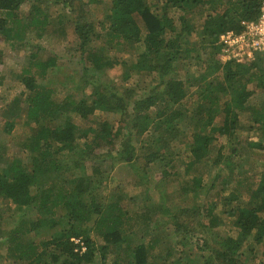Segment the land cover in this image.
<instances>
[{"label": "trees", "instance_id": "obj_1", "mask_svg": "<svg viewBox=\"0 0 264 264\" xmlns=\"http://www.w3.org/2000/svg\"><path fill=\"white\" fill-rule=\"evenodd\" d=\"M26 1L0 0L2 51L14 50L13 57L24 63L16 75L23 89L3 109L4 127L9 133L20 120L30 130L21 143L24 158L0 154V203L8 205H0V220L13 211L20 216L0 236L4 264H167L155 261L145 244L129 245L134 233L131 201L121 202L120 187L102 196L107 172L99 166L132 165L138 146L146 151L145 161H156L171 154L173 141L183 143L192 157L185 164L187 173L193 164L209 160L216 166L224 162L228 171L219 182L222 193L229 189L222 199L232 207L223 212L232 217L233 234L216 235L211 244L203 238L208 250L203 264H242L244 253H254L255 245L263 247L257 264H264V158L251 184V177L238 172L243 161L233 164L230 155L223 154L225 148L238 153L240 147L264 152V56L255 53L248 62H222L218 42L223 32L241 30V21L256 19L262 0H108V6L96 0L107 7L98 24L81 9L67 16L75 35L77 76L71 78V92L60 100L51 82H45L56 71L55 58L43 60L31 53L34 47L42 49L40 40L63 38L67 19L48 13L37 0L23 11ZM54 2L75 12V0ZM192 61L205 64L201 79L190 75ZM115 66L123 68L125 80L137 75L138 84L118 91L105 75ZM211 75L216 83L206 78ZM195 83L191 100L187 89ZM223 96L227 101L220 104ZM95 111L104 117L92 119ZM243 113L252 123L248 128L257 133L256 141L237 138ZM193 180L199 186L200 180ZM215 205L201 210L209 229L222 224ZM90 224L104 244L90 236ZM73 237L83 240L75 242ZM111 249L116 257L108 262Z\"/></svg>", "mask_w": 264, "mask_h": 264}, {"label": "rangeland", "instance_id": "obj_2", "mask_svg": "<svg viewBox=\"0 0 264 264\" xmlns=\"http://www.w3.org/2000/svg\"><path fill=\"white\" fill-rule=\"evenodd\" d=\"M37 1H40L41 6L47 8L48 13L55 16L58 14L63 15L65 19H67V16L73 15L81 9L88 19L90 18L97 24L102 20L105 10H107L106 6L96 0L89 3H87L89 0H75V12L72 11V6L55 3L54 1L56 0ZM37 1L27 0L26 6L22 10H27L29 3ZM104 2L108 6L110 1L105 0ZM83 6L89 7L83 8ZM68 22H70L69 19L65 20L62 25L65 30L63 38L56 37L48 42L40 40L42 49L40 48L39 52H37V48L34 47L31 53L38 55L43 60L55 58L57 63L56 71H53L45 82L48 84L51 82L54 87V97L57 100L62 99L65 94L71 92L73 87V83L70 82L71 78L75 80L77 76V71L74 73V69L77 67H73L77 61L74 45L75 35L72 29L69 28ZM2 47L4 48L0 44V154L10 159H22L25 153L22 150L21 143L29 135L30 130L27 125L22 124L18 120L13 129L7 133L4 127L6 119L3 117L2 111L6 104L11 102L14 96L23 89L16 75L24 66V63L22 59H15L13 57L16 54L14 50L2 51ZM194 62L192 61L189 65V73L201 79L200 76L204 73L203 68H206L205 64H195ZM122 72L123 68L121 66H115L105 72L106 77L110 79V82L120 92L124 88L138 84L137 81H139L137 75L129 80L123 79ZM183 75V73H180L181 77ZM206 78L216 83L213 75ZM141 84V87H143L145 83ZM196 87L197 84L195 83L187 89V95L191 100H195ZM247 88L251 89L252 85L249 83ZM135 95L137 94L135 93ZM224 100L225 97H221L220 104ZM225 101H227V97ZM128 108L131 110L130 106ZM102 117H104L102 112L95 111L91 118L99 120ZM239 118L238 140L242 143L247 140L256 141L258 139L257 133L248 128V125L252 123L247 114L243 113ZM73 120L80 123L78 117L73 116ZM111 121L113 126L116 127L117 123L112 119ZM87 123V125H92V121ZM219 140L222 143L226 142L225 138H219ZM115 146H118V143ZM170 146L171 154L166 152L164 153V157L161 156L160 159L150 163L143 159L142 155L146 151L139 148V146L138 152H136L138 157L132 161V165L130 163L119 162L112 166L110 162H103L99 167L103 171H106L107 174L105 181L101 183L100 191L103 193L102 196H107L113 189L120 187V190L124 193V199L121 202L130 204L131 201L132 205L129 206L131 221L129 224L131 225L130 229L134 233L131 232V236L127 240L131 247H135L140 243L145 244L148 246V250L151 251V255L155 261L158 262L164 261L167 264H203V260L208 254V250L203 245V238L211 244L213 238L217 236L233 234L230 226L232 217L225 215L223 212L232 207L231 203H226L227 201L222 199L229 189H224L225 191L222 193L219 182L227 175L228 171L224 167V162L216 166L211 164L209 160L205 164H202L203 162L193 164L191 166L192 169L187 173L185 171V164L192 160L187 149L184 148L183 143L180 141H173ZM105 151V149H102L101 153ZM215 151H212V156L215 155ZM223 154L225 157L230 155L233 164H236L238 160L243 161L238 163L240 166L238 172L244 173L246 179L251 177L249 183H254L257 173L261 168L264 152L256 148L252 150L240 147L238 153H232L229 148H225ZM28 160L29 158L26 156L24 161L27 162ZM88 166H91L89 162ZM88 169L90 170L91 168ZM234 170L237 172L236 167ZM193 178L200 180L199 186L195 184ZM193 185L197 187L193 188ZM212 202H216L214 214H217L221 218L222 224L209 229L205 226L206 220L203 214H201V210L208 207ZM198 204L200 207H198ZM0 205L3 209L8 208L7 204L0 203ZM196 211L200 212V214H196ZM10 214L11 216L9 215V218L6 220H0V236H5L9 231L8 229L15 226L14 220L17 217V222L20 220V216L16 211L10 212ZM176 217H178V220L175 219ZM89 226L90 230L87 226H84L83 229L89 230L90 236L98 245L104 244L101 237L93 231L91 224ZM141 232L144 234V238H141ZM72 240L78 242L83 239L82 237H73ZM1 242L2 237H0V244ZM253 248L254 253H249V251L244 253L242 264H257L259 262L257 255L263 247L255 245ZM114 252L115 249L109 250L107 254L108 262H112L116 257ZM5 253V246H0V264H4L5 262Z\"/></svg>", "mask_w": 264, "mask_h": 264}, {"label": "built area", "instance_id": "obj_3", "mask_svg": "<svg viewBox=\"0 0 264 264\" xmlns=\"http://www.w3.org/2000/svg\"><path fill=\"white\" fill-rule=\"evenodd\" d=\"M258 9L256 19L240 22L241 30L231 29L220 34L219 53L222 62H248L253 60L255 53L264 56V0ZM262 65L264 67V61Z\"/></svg>", "mask_w": 264, "mask_h": 264}]
</instances>
